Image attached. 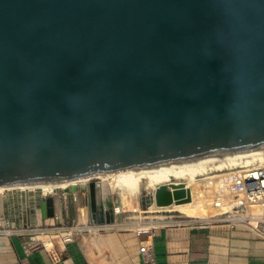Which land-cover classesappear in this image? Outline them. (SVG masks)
Wrapping results in <instances>:
<instances>
[{"label": "water", "instance_id": "water-1", "mask_svg": "<svg viewBox=\"0 0 264 264\" xmlns=\"http://www.w3.org/2000/svg\"><path fill=\"white\" fill-rule=\"evenodd\" d=\"M259 146L264 0H0V187Z\"/></svg>", "mask_w": 264, "mask_h": 264}, {"label": "crops", "instance_id": "crops-1", "mask_svg": "<svg viewBox=\"0 0 264 264\" xmlns=\"http://www.w3.org/2000/svg\"><path fill=\"white\" fill-rule=\"evenodd\" d=\"M43 197H0V227L20 218L31 224L51 221L41 203ZM66 216L72 215L67 204ZM152 235L153 260L146 262L139 252L140 242ZM63 259L51 263L41 249L25 254L20 237L0 233V264H264V235L246 224L233 228L226 224L193 227L168 225L137 235L132 229L112 230L101 235H84L63 248Z\"/></svg>", "mask_w": 264, "mask_h": 264}, {"label": "built area", "instance_id": "built-area-1", "mask_svg": "<svg viewBox=\"0 0 264 264\" xmlns=\"http://www.w3.org/2000/svg\"><path fill=\"white\" fill-rule=\"evenodd\" d=\"M204 183L206 187L212 188L213 195L209 205L212 209H217V212L206 218L179 217L168 222L162 220L161 225H153L154 222L144 218L134 219L132 217L135 214L132 212L116 210L120 204L114 205L116 218L113 222H95L87 216L88 182L79 184L74 190L72 188L59 190L47 195L39 196L31 195L30 192H21L16 196L48 199L49 206L52 208L51 221L44 224H31L24 218H20L19 224L12 225L6 220L0 227V233L9 238L20 237L25 254L38 249L45 251L51 263L60 262L63 259V248L67 244L77 242L81 236L101 235L112 230L132 229L140 235L150 234L152 228L172 224L193 227L226 224L233 228L236 224L243 223L264 235V165L214 172L208 175ZM13 193L10 192L7 195H14ZM67 204L72 207L70 217L65 214ZM139 252L146 262L153 260L152 235H147L145 240L140 242Z\"/></svg>", "mask_w": 264, "mask_h": 264}, {"label": "bare ground", "instance_id": "bare-ground-1", "mask_svg": "<svg viewBox=\"0 0 264 264\" xmlns=\"http://www.w3.org/2000/svg\"><path fill=\"white\" fill-rule=\"evenodd\" d=\"M251 165H264V146L98 173L92 177L0 187V194L30 191L47 195L76 188L91 180L104 181L120 198L121 203L116 210L132 212L135 217L138 214L158 225L159 219L212 216L217 209L209 205L213 192L204 183L208 175ZM176 188L189 192L190 199L180 203L172 201V191ZM128 193L134 194L133 197H128ZM81 211L84 212L82 208Z\"/></svg>", "mask_w": 264, "mask_h": 264}, {"label": "rangeland", "instance_id": "rangeland-1", "mask_svg": "<svg viewBox=\"0 0 264 264\" xmlns=\"http://www.w3.org/2000/svg\"><path fill=\"white\" fill-rule=\"evenodd\" d=\"M109 187H110V186H109ZM111 191H112L113 194H116V192H115L114 190H111ZM25 192H30V191H25ZM15 193H16V194H15ZM19 193H21V192H14L13 194H14V195H18ZM9 194H10V193H9ZM30 194H31V195H32V194H36V195H39V196H40V194H37V193H35V192H30ZM4 195H7V194H6V193H5V194H0V197H1V196H4ZM133 195H134V194H133ZM133 195L128 193L127 196H128V197H133ZM130 199H131V198H130ZM133 217H134V219L142 218V217H140V216H136L137 218H136L135 216H133ZM133 217H132V218H133ZM171 219L174 220L175 218L171 217ZM162 220H164L165 222H168V220H170V219H168V218H165V219H159V222H158V223H160V224H158V225H161V224L163 223ZM172 220H170V221H172ZM156 225H157V224H156Z\"/></svg>", "mask_w": 264, "mask_h": 264}]
</instances>
